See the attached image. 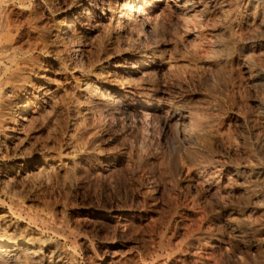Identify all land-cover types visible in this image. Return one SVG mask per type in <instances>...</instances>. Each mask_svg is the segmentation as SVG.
<instances>
[{
  "label": "rangeland",
  "instance_id": "obj_1",
  "mask_svg": "<svg viewBox=\"0 0 264 264\" xmlns=\"http://www.w3.org/2000/svg\"><path fill=\"white\" fill-rule=\"evenodd\" d=\"M79 1L2 0L3 24L12 25L16 62L10 68L13 74L9 70L5 78L20 92L5 113L16 104L32 107L28 122L21 130L17 127L19 138L0 148V174H8L9 190L24 201L27 212L40 214L36 227L47 242L59 241L76 253V264H264V0H186L177 3V10L170 2L155 8L166 31L156 44L167 62L153 86L186 118L182 127L171 123L165 134L161 127L147 131L153 141H144L130 119L120 122L83 105L78 87L105 65V52L116 64L124 50L132 52L127 68L117 71L121 80L128 78L131 61L137 59L135 39L123 25L117 30L95 25L98 11L89 20L76 21L72 15ZM184 2L202 7L201 14H188ZM61 14L75 22L76 33L58 44ZM225 26L230 31L223 33ZM216 35L226 46L221 51L213 46ZM145 45L151 46L149 41ZM74 49L80 60L71 63ZM206 63L218 66L207 68ZM74 107L83 113L76 116ZM198 118L206 129L199 153L210 163V184L217 182L219 194L174 166L180 142L186 154L198 151L184 136ZM12 128L2 125L1 135L9 136ZM43 159L51 165H42ZM26 160L35 163L25 172L11 166ZM157 160L168 177L155 187L150 174L155 175ZM3 191L0 186V200L7 201ZM42 223L58 230L47 231ZM33 228L20 226L22 231ZM209 242L220 250L207 258Z\"/></svg>",
  "mask_w": 264,
  "mask_h": 264
},
{
  "label": "bare ground",
  "instance_id": "obj_2",
  "mask_svg": "<svg viewBox=\"0 0 264 264\" xmlns=\"http://www.w3.org/2000/svg\"><path fill=\"white\" fill-rule=\"evenodd\" d=\"M180 1L182 2V1H186V0H80L79 2H77V5L75 6L74 11H73L72 17L74 16L75 20L78 21V22L86 21V20L91 19L90 18L91 15L93 17L94 12L98 11V12H100V16L96 17L97 20L94 23L95 25L102 26L101 24H103V25L107 24V26H109L110 28L113 27L114 30L122 29V28H119V27H120V25H123L124 28L126 29L127 33L134 37L135 44H133V46H134V50H135V54H136V59L137 60L136 61L135 60L131 61L134 64H132V66H131V70L132 71L127 73L128 78H126V80H121L120 77L117 74V71L127 68L128 64H129V58L131 57V55H132L131 53L132 52L130 53L129 51L124 50L123 55H122L121 59L119 60L120 63H118V64L113 62L112 58H110L108 56V54L106 55V52H105V54L101 57V60H103V63L105 62V65H102L99 68H97L96 72L90 73L89 75H87L88 79H87L86 83H84L83 86L78 87V92L83 97V98L81 97L82 100H83V105L85 104V105H87L90 108L103 110L109 117H111L112 119L113 118H115V119L117 118L118 121L120 120V122H121V120L127 121V120L130 119V123L132 125V129H134V131L136 133L140 134V136H142V138H145V139H143L144 141H146V139L147 140L152 139V141H153V138L151 137L152 133L151 132H150V134L148 133L150 129H153L155 127H158V128L161 127V129L163 130V132L165 134V129L168 128L169 126H171V123L172 124L173 123L176 124V126L180 125V127H182L181 123L186 118L183 115L182 116L179 115V113H177L176 109H174V107L170 103L164 102L163 98L161 97L162 95H161L160 91L157 88H154V86H153V83H154V81L156 79V76L159 74V72L166 65V62H167V61L165 62V60L162 58V54H164V53H161L162 51L159 50V48L157 47L158 44H156L158 42L159 37H162L163 32L165 31V26H164L165 23L163 24L162 21L160 20L161 18H157L156 17L157 15H155V14H157V13L154 14V11H155L156 7L160 8L161 6H163L165 4H169V2L173 4V6H174V8H176V10L180 9L181 7H179L177 5V3H179ZM152 2H155L156 4H158V6H153ZM197 2H199V1H197ZM3 3H2V0H0V70L2 69L0 71V130H1V126L2 125L3 126H6V125H10L11 126L12 125L13 128H12V130L9 131V136L1 135L2 131H0V148L2 146H4L3 143L5 141H7L8 139L9 140L10 139L17 140L19 138V132H18V128L17 127H19L20 125H23L24 123H27L28 120H29V117H30V115L32 113V107H30L29 104H25L23 106H21L20 104H16V105L12 106V108L10 109V113L9 114L5 113L6 107L8 105H11V103L14 100H17L20 97V92H19V90L17 88H15L11 84L12 82L10 83V80L8 79L9 76H8V78H5V75H7L8 73L13 71V70L11 71L10 68L13 67L14 62H15L14 61V59H15V47L12 46L13 35L11 34V30L9 28L12 25H10L9 22H7V21L5 22V24H3V18H2V15H1L2 14V10L4 9L3 8L4 6L2 7ZM189 5H187V2L182 3V7H184V10H186L188 12V14L189 13L190 14H194V15L201 14L200 11L202 10V7L199 6V7H196V8L194 7L193 8V7H190ZM85 6H86V11H85ZM167 6H165V7H167ZM194 6H196V5H194ZM23 8H25V7H23ZM83 10L85 11L84 13H83ZM176 10H174V11H176ZM3 13H4V11H3ZM161 13H160V16H161ZM221 17H223V16H221ZM61 18L64 19V21H63L64 23H63V25H61V26H59L57 28V30H56L57 33H55V35L57 34V39H58L57 43L58 44L59 43L61 44L62 42L64 43L65 40L68 41V39H71L73 34L76 33L75 32L76 30L73 27L75 22L74 21L73 22L70 21L69 18L65 16V14H61ZM224 18H223V20H224ZM92 20H93V18H92ZM84 25H85V23H84ZM86 25H88V24H86ZM29 27L32 30L36 29L35 23H31ZM166 30H167V28H166ZM221 31L223 33H226V32H228L230 30H228V28L225 26V28H223ZM29 32H30V30H29ZM106 32H107V30H106ZM112 32L113 31L111 30V32L108 33L107 36L109 38L112 36ZM115 34H117V33H115ZM39 35H40V33H39ZM221 35H218V36L216 35L217 38L213 42V43H215V44H213V46H214V49L216 51H221L224 48H226V46L222 42L223 39H221ZM78 37H80V36H78ZM78 37H76V38L78 39ZM114 37H116V36H113V38ZM233 37H235V36H233ZM128 38L129 37H127V40H128ZM110 39H108V40H110ZM143 41H149L151 46L150 47H146V45L143 46ZM16 51H17V49H16ZM216 54H218V53H216ZM225 54H226V52H225ZM228 56H229V54H228ZM79 58H80L79 51L77 49H74L73 50V56H70L69 61L71 63H73V61L78 60ZM209 62H210V60H209ZM217 64L218 63H211V64L210 63L209 64L206 63L204 65H206L205 67L208 68V66H211V65L212 66L213 65L214 66H218ZM225 68L226 67H224V70H225ZM9 70H10V72H9ZM12 74H13V72H12ZM81 76H83V75L81 74ZM84 76L86 77V75H84ZM260 78H264V75H260ZM93 79L96 80L97 82L93 81ZM113 88H114V90L110 92V89H113ZM233 91H235V90H233ZM47 92H45V94ZM224 96H225V93H224ZM209 99L207 98V100H209ZM208 104H210V103H208ZM188 105H189V103H188ZM214 107H212V108H214ZM85 108H86V106H85ZM73 109H74V112H75L76 116L79 115V108L78 107H74ZM98 112L96 114H98ZM194 113L195 112H193V114ZM99 114H100V112H99ZM101 117H102V115H101ZM193 118H190V119H193ZM99 119H100V117H99ZM194 123H195V125L191 126V129L188 131L189 134L186 135V133H185L184 136H186L187 139L189 140L188 143H190L191 145H194L195 149L198 148L197 149L198 151H194L193 153H189L190 155L187 153L188 154L187 155L185 153V149L186 148H184L185 147L184 144L182 142H180L181 144L178 145V147H177V151H178V153H180V156H178V159L176 158L177 160L174 161V166L178 169V171L180 173L186 175L187 177H192L197 182L199 181L198 183H200V182L201 183H205V184L209 183L208 184V188L209 189H213L217 194H219L218 191L220 189H219L218 185H215V184H217V182L214 180L215 183H213V184L211 183L210 184V181H213V179H214V177H211V174L209 173V171H210L209 170V166H210L209 164L210 163H208V160L205 157V155H203L202 153H199V152H201V151H199V149L202 148L201 147L202 143L200 142V140L205 135V130H206L204 128L205 127L204 123H203L202 119H199V118L196 119V121ZM100 124H101V122H100ZM143 129H144L145 132L143 131ZM20 130H21V128H20ZM155 130H156V128H155ZM187 130H188V128H187ZM187 130H186V132H187ZM144 133H145V135H144ZM86 135H87V132H86ZM212 135H213V133H212ZM182 136H183V134H182ZM176 138H174V139H176ZM182 139H185V138L183 137ZM128 151H130V150H128ZM161 151H162V149H161ZM141 154H142V152H141ZM81 156H83V155H81ZM117 159L118 160H122L123 158L121 157V158H117ZM0 160H1V158H0ZM33 163H35V162L32 161V160H26L22 164L18 165L15 162L11 166H18L17 169H19V171L21 172V171H24V169L32 166ZM50 163L51 162L46 160V159L42 160V165H44L45 167H48L49 165H51ZM155 163H156V168H157L155 170L156 173H155V175H151L150 174V176H151V180L156 182L155 187H158L159 183L157 184V182L158 181L164 182L167 179L168 175H167V172L165 170V167L163 166L164 164H163V162L161 160H157ZM59 165L60 164H58V166ZM132 165H133V163H132ZM214 168L215 167H211L210 169L214 170L213 173L215 174V169ZM41 169H42V167H41ZM214 174H213V176H214ZM105 176H107V175H105ZM9 180H8V174L7 173L6 174H3V173L0 174V186L4 190L3 192H5V194L7 196V201H1L0 200V205H1L0 206V264H76L77 263L76 253L70 251L69 249H64L60 245L59 241H55L54 243L47 242L48 240L46 241V239L44 238V232L40 231L36 227L37 222L41 220L40 214H38V213L31 214V213L27 212L29 209L26 211V208L24 206L25 205L24 201L21 200L20 198H15L14 195L12 194V191L9 190V188H8V186L6 184ZM166 182H167V180H166ZM226 182H227V180H226ZM187 185H189V184H187ZM199 186H201V185H199ZM164 189H166V188H164ZM162 191H165V190H162ZM220 198H221V196H220ZM252 210H253V208H252ZM39 213H41V210H40ZM22 223H28V225H33L35 228H33L32 230H29V231H22L20 229V226H21ZM42 225L44 226V228L47 231L51 230L54 233H56V231L58 230V227H56V226H51V227L48 226L47 227V225L44 224V223H42ZM68 241H70V240H68ZM76 242H78V241H75V243ZM206 246L208 247V254H205V256L207 258H210L212 255H214V253H216V252H218L220 250L219 245H216V244H214L212 242L207 243ZM212 262H213V260H212Z\"/></svg>",
  "mask_w": 264,
  "mask_h": 264
}]
</instances>
